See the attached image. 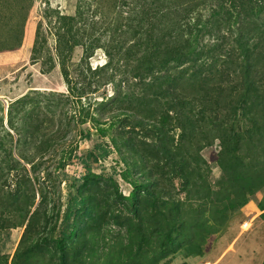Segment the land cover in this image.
Instances as JSON below:
<instances>
[{
	"label": "trees",
	"instance_id": "trees-1",
	"mask_svg": "<svg viewBox=\"0 0 264 264\" xmlns=\"http://www.w3.org/2000/svg\"><path fill=\"white\" fill-rule=\"evenodd\" d=\"M33 1H0V52L21 46ZM83 1L73 14L46 8L32 46L66 91L0 98V238L21 230L0 264L202 256L258 192L264 210V0H111L110 12ZM98 48L106 61L92 67ZM216 141L211 180L202 150ZM74 159L82 172L63 198Z\"/></svg>",
	"mask_w": 264,
	"mask_h": 264
},
{
	"label": "rangeland",
	"instance_id": "rangeland-1",
	"mask_svg": "<svg viewBox=\"0 0 264 264\" xmlns=\"http://www.w3.org/2000/svg\"><path fill=\"white\" fill-rule=\"evenodd\" d=\"M2 1V0H0ZM79 0H34L32 7L29 11L27 20L23 28L22 44L19 48L11 51L0 52V98L6 103L28 89H56L59 91H66V86L63 77L56 66L53 70L42 73L41 62L42 60L32 59V46L35 37L36 26L39 21L42 22V28L47 32V21L42 14L46 8L58 9L62 14H73L76 4ZM94 0H84L82 3L93 2ZM106 12H110V1L102 0ZM93 3L92 6H94ZM100 14L95 15L98 18ZM52 23L50 31L53 32L52 26L54 25V16L51 17ZM49 25V24H48ZM53 33L47 34V42L54 53L55 36ZM82 54V48L76 47L73 52L72 59L74 62L79 61ZM106 61V56L102 49L95 50L90 57L89 62L92 67L103 64ZM101 95H99L100 97ZM90 124L81 127L89 126ZM6 126V119L4 120ZM92 145V141H80V150H85ZM218 142L214 145L202 150L203 157L211 166L210 178L214 180L219 175V168L216 164ZM118 159L116 153L109 155L102 163L95 164V170L100 171L102 167L110 168ZM121 167V166H120ZM67 179L61 184L63 198L70 190L69 184L73 177H78L82 172V167L76 162L72 161L66 168ZM120 188L127 194L128 186L125 182L119 180ZM262 199V193L258 192L252 196L250 201L239 211L231 217L227 227L218 234L212 235L204 246V254L195 257H183L176 255L171 259L172 264H180L186 262L187 264H208L209 261H215L221 253L226 243L230 241L240 230L243 234L239 237L234 246V255L228 254L224 257L223 261L218 264H264V216L256 218L258 209L256 203ZM256 218V219H255ZM252 221L247 224L248 221ZM254 222V223H253ZM253 223V224H252ZM245 225H249L247 228ZM21 230H12L9 238H0V253H12L13 248L19 238ZM235 256V258H233ZM210 264V263H209Z\"/></svg>",
	"mask_w": 264,
	"mask_h": 264
},
{
	"label": "crops",
	"instance_id": "crops-1",
	"mask_svg": "<svg viewBox=\"0 0 264 264\" xmlns=\"http://www.w3.org/2000/svg\"><path fill=\"white\" fill-rule=\"evenodd\" d=\"M249 202H251V201H249ZM256 207H257V205H256ZM257 209H258V213L257 214H255V215H257L256 216V218L258 217V215L259 216H261V213L264 211V210H261L260 208H258L257 207ZM255 218V219H256ZM252 221H256V220H251L250 219V221H248L247 222V224H249V223H251ZM254 223V222H253ZM252 223V224H253ZM249 225H245L244 227H248ZM244 232H243V230H240V232H238L230 241H228L227 243H226V245L224 246V248H222L221 249V253H220V255L218 256V257H216L215 258V261H209V263L210 264H218V263H221L222 261H223V259H224V257L225 256H227L228 254H233L234 255V246H235V243L237 242V240L239 239V237L243 234ZM233 258H235V256L233 257ZM208 263V264H209Z\"/></svg>",
	"mask_w": 264,
	"mask_h": 264
}]
</instances>
